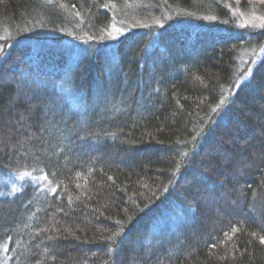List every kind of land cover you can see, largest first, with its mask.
Returning <instances> with one entry per match:
<instances>
[{
	"label": "trees",
	"instance_id": "obj_1",
	"mask_svg": "<svg viewBox=\"0 0 264 264\" xmlns=\"http://www.w3.org/2000/svg\"><path fill=\"white\" fill-rule=\"evenodd\" d=\"M235 12L264 0H0V175L43 178L0 182L7 264H264V33ZM57 36L73 98L66 51L19 46Z\"/></svg>",
	"mask_w": 264,
	"mask_h": 264
},
{
	"label": "rangeland",
	"instance_id": "obj_2",
	"mask_svg": "<svg viewBox=\"0 0 264 264\" xmlns=\"http://www.w3.org/2000/svg\"><path fill=\"white\" fill-rule=\"evenodd\" d=\"M123 20L121 22L128 23L125 27L122 25L114 24L111 26V28L107 31L106 33V41L109 43V45H115L117 41L124 36L129 30L130 24L134 21H139V17L136 15L135 10L131 8H125L122 13L118 14ZM234 17L238 19V23L240 24L239 26L244 27L245 29H248L249 31H254L256 34H262L264 33V15L256 14L254 12H250L249 14H242L241 12H235ZM208 22V21H205ZM196 23H188L190 27L197 28L195 25ZM185 24H178V26H182ZM75 41V42H73ZM81 42H84V39H75L72 41H66V38H58L57 37H50V38H44L43 40L37 42L35 41L34 43L32 42H26V43H21L19 44L20 47L27 46L30 47V49L34 50V53L38 52L39 48L43 50L42 48V43L47 45L46 47L52 50V53H57V52H65V58H66V63L68 66H65V69L60 70V69H53L50 68L51 71L50 73L53 75L60 74L61 78L63 79L62 83H59V85L63 84L62 87V92L64 94H68L67 96H70L72 94L71 87L67 83V78H68V72L70 66H72L74 62V54L76 52V48L79 47V44ZM79 43V44H78ZM263 44V43H262ZM261 44V49L256 52H251L249 55L245 56L244 58H247L245 62H243V66L251 61V64L253 62H256L260 59V57L263 56L264 54V46ZM52 46V48H51ZM155 44L152 42L149 43L147 47V54H150L153 49H154ZM255 46H253L254 48ZM2 49H0V59L2 60L3 57L5 56L6 53L3 51L1 52ZM33 53V56H34ZM31 61V60H30ZM32 62V61H31ZM33 63V62H32ZM69 98H73V96H70ZM72 102H74V99H71ZM39 180L40 183L42 181L43 183V178L41 176L37 177H32L30 174L26 173H19V174H14L11 175L9 174L8 176L6 175H0V182L2 185H5L8 187V192L10 195H13L15 191H17L22 185H26L25 182L26 180H33L36 182V180ZM38 182V181H37ZM8 194V195H9ZM9 195V196H10ZM177 212L180 213V211H172L170 210L167 214H162L161 219L165 220L166 222L169 221L170 217H174L173 215L176 214ZM189 215V214H188ZM164 222V223H166ZM160 224H163L161 220L156 221L155 223L153 222L152 224V231L155 232L158 227H160ZM151 230V228H150ZM0 264H7V257H6V248L5 246H0Z\"/></svg>",
	"mask_w": 264,
	"mask_h": 264
}]
</instances>
